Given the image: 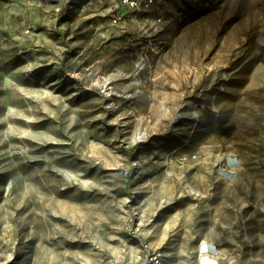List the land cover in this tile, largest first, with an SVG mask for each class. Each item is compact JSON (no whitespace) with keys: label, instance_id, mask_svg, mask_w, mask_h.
<instances>
[{"label":"rangeland","instance_id":"rangeland-1","mask_svg":"<svg viewBox=\"0 0 264 264\" xmlns=\"http://www.w3.org/2000/svg\"><path fill=\"white\" fill-rule=\"evenodd\" d=\"M206 239L264 264V0H0V264Z\"/></svg>","mask_w":264,"mask_h":264},{"label":"bare ground","instance_id":"bare-ground-1","mask_svg":"<svg viewBox=\"0 0 264 264\" xmlns=\"http://www.w3.org/2000/svg\"><path fill=\"white\" fill-rule=\"evenodd\" d=\"M229 163L231 167H234L237 162L235 159H229ZM210 240L206 239L203 240L199 246V253L201 252V249H204V253H200L201 256V264H220L217 256L220 255V251L216 245L209 242ZM229 264H233L234 261H231V259L228 260ZM236 262V261H235Z\"/></svg>","mask_w":264,"mask_h":264},{"label":"built area","instance_id":"built-area-1","mask_svg":"<svg viewBox=\"0 0 264 264\" xmlns=\"http://www.w3.org/2000/svg\"><path fill=\"white\" fill-rule=\"evenodd\" d=\"M162 2L163 0H124V3H126L127 5H129L134 9H139L141 7L149 8L153 5L161 4ZM204 252H205L204 249H201L200 253L203 254ZM148 257H149L148 258L149 264H163L161 259L157 255L149 254Z\"/></svg>","mask_w":264,"mask_h":264}]
</instances>
